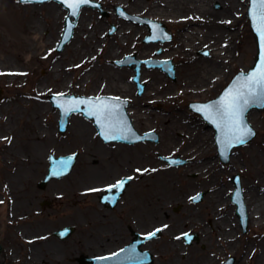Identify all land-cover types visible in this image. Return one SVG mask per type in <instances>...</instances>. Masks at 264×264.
<instances>
[{
  "label": "rangeland",
  "instance_id": "rangeland-1",
  "mask_svg": "<svg viewBox=\"0 0 264 264\" xmlns=\"http://www.w3.org/2000/svg\"><path fill=\"white\" fill-rule=\"evenodd\" d=\"M91 1L100 3L101 9H81L84 34L78 18L71 40L57 51L68 15L60 2L0 0V71H22L13 81L0 75V264H81L80 258L90 252L107 253L128 241V226L137 233L163 229L143 247L152 255L151 264H219L227 258H233V264H248L250 253L257 254L264 246V225L255 224L254 217L248 218L243 233L229 198L233 191L231 179L236 174L240 175L247 200L250 188L264 196V109H253L247 114L255 136L231 150L229 162L222 168L215 159L213 129L189 105L218 97L236 74L247 72L253 65L256 44L247 18L249 0H186L188 5L182 7H173L174 0H170V19L149 18L166 26L172 36L161 43L145 42L148 27L139 20L148 19L146 13H135L127 6L136 0ZM9 3L21 11L25 7L38 9L23 23L24 31L15 37L5 36L1 22L9 11ZM50 5L62 12L57 25L49 19L52 13L46 7ZM118 8L124 15L118 13ZM203 8L197 18L198 10ZM188 26L194 31L185 35L182 31ZM118 28L122 32H117ZM213 30L233 36L228 40L216 36L218 32L212 37ZM78 34L84 37L78 39ZM38 35L43 39L41 50L34 40ZM86 39L88 43L82 45ZM120 40L124 44L117 49L115 44ZM200 41L206 46L197 47ZM218 41L227 52L218 48ZM183 43L188 46L187 52ZM99 44L108 52L116 50L120 54H111L114 58L106 65V51L94 54ZM213 49L225 54L215 60ZM24 51L39 52L41 56L23 63ZM127 56L169 60L174 79L158 68L142 66L140 83L144 89L140 94L132 82L134 66L117 65ZM37 92L43 95L38 102L31 98ZM50 95L124 99L130 103L131 113L136 115V109L143 116L138 127L133 123L136 131H154L159 143L105 144L92 121L77 113L68 118L66 131L60 133V114L52 106ZM203 134L208 138L206 144ZM39 135L45 137L37 139ZM203 147L211 148L207 156L211 157L213 179L217 181L213 188L204 184L211 174L197 167L201 157L190 160L192 152ZM73 153L77 157L71 172L40 189L37 182L47 172L48 156ZM157 154L166 158L178 155L187 163L170 167L159 161ZM193 160L196 165L190 163ZM143 169L148 171L144 173ZM124 177H132L125 189L130 200L127 213L105 214L97 200L102 190H88L95 185H111ZM32 179L33 185L29 184ZM219 188L228 198L226 203L212 194ZM27 189L33 194L30 201ZM198 192L206 194L205 198L200 204H192L190 197ZM248 204L253 205L249 200ZM28 208L32 214H20ZM209 212L212 213L207 215ZM113 213L115 217L110 218ZM222 218L229 222L221 228L215 223ZM66 227L74 228L73 233L64 241L58 240L55 232ZM185 234L193 237L190 245L183 238Z\"/></svg>",
  "mask_w": 264,
  "mask_h": 264
},
{
  "label": "water",
  "instance_id": "water-1",
  "mask_svg": "<svg viewBox=\"0 0 264 264\" xmlns=\"http://www.w3.org/2000/svg\"><path fill=\"white\" fill-rule=\"evenodd\" d=\"M51 0H31L32 3H45ZM60 1L63 6L68 10V16L65 20V30L61 37V41L57 46V51H61L65 44L71 40L73 35V30L77 24L81 9L83 7H92L101 9L100 3L90 2L88 4L82 5L79 8V11L76 15L72 14V9L68 6L64 0ZM250 9V0L249 7L247 11V17L250 22V28L254 36L256 43L257 54L253 66L247 72H239L229 83V85L223 90L218 98L207 102V103H192L191 109L199 113L203 119L209 124L211 128L215 130L216 133V143L217 146L222 149L221 153L226 155L229 158V154L232 148L246 144L255 136V131L252 129L251 125L248 123L247 114L251 110H262L264 109V92L259 88H254L249 92V85L246 81V76L249 73L256 71L261 65V61L264 60V39H262L257 30V25L254 23V20L249 16ZM118 13L124 15L123 11L118 8ZM142 23L146 24L149 28V36L145 39V42H158L165 41L170 39V35L167 33L166 27L163 24L150 21L148 19L141 20ZM155 37V38H154ZM144 64L147 68L159 67L165 71L169 76L173 77V66L170 61H156V60H146L141 61L137 60L134 57L127 56L124 61L118 63V65H127L133 66L135 68V77L133 81L137 83L139 93L142 92L143 86L139 83V71L141 65ZM232 92L233 95L242 93L241 96V125L243 128L245 126L251 128L254 135L246 137V142L243 144L237 143L234 139L235 133L233 131V126L229 123L226 116H223L222 113L224 109L222 105H218L217 102L221 101V98L226 95V93ZM50 102L53 107L59 110L60 119H59V132L64 133L68 126V118L73 113H82L87 119L92 120L94 126L97 129L99 137L106 143L110 142H122L127 144H136L140 141H145L149 135L141 136L134 129L132 120L130 119L127 108L129 103L126 100L115 99L111 97H77L75 95L65 96V95H50ZM246 101V103L244 102ZM206 106V107H205ZM109 138H105V137ZM115 137V139L111 137ZM77 154L64 156V157H55L54 155L49 156V169L48 174L46 175L43 182L40 184V187L43 188L49 181L55 179H61L67 176L71 169L74 166ZM130 181V180H129ZM129 181L127 183H129ZM237 182V181H236ZM126 183V184H127ZM126 184L124 188L126 187ZM237 187L241 192L239 182ZM117 192L116 189L111 191L106 190V195L111 199L113 196L115 200L122 195L123 190ZM116 194V196H115ZM105 200V201H108ZM112 200V199H111ZM114 203V201H113ZM239 213L241 214V221L243 224L244 232L247 228V215L245 211V206L242 204L240 198L239 204ZM241 207V212H240ZM74 231V228L67 227L61 230H58L55 233L60 240L67 239ZM187 241L190 242L191 238H187ZM138 244L134 243L131 246V253L127 250H122L114 256H106L102 258H83L81 259V264H150L152 263L151 255L148 252L143 253L141 257L140 251L138 249ZM1 249V247H0ZM130 249V247H128ZM224 264H232V260Z\"/></svg>",
  "mask_w": 264,
  "mask_h": 264
},
{
  "label": "bare ground",
  "instance_id": "bare-ground-1",
  "mask_svg": "<svg viewBox=\"0 0 264 264\" xmlns=\"http://www.w3.org/2000/svg\"><path fill=\"white\" fill-rule=\"evenodd\" d=\"M111 2H125V0H110ZM170 0H144L143 2L141 0H136L135 2L133 3H127L128 7L134 11L135 13H143L145 12L146 13V17L149 19H156V20H162L164 18L167 19H170V16H168V12H171V6H170ZM177 1V2H176ZM186 3V5H188L187 1L186 0H174V6H178V7H182L184 4ZM10 6H9V11H7L5 13V17L1 20V22L3 23L4 26H2L3 28H5V36L6 37H15L13 35H17L18 32H23L24 31V24L25 23V20H27V18H30V17H33L37 14V10L35 7H25L23 9V11H21L20 9L18 8H14L11 3H9ZM194 6H198L196 5L195 3H193ZM48 11L50 13H52V15L50 16L49 15V19L52 20V22H56V25H57V20L59 19L60 15L62 14V12H59L57 10V8L53 5H50L48 7ZM200 8H202V6H200ZM176 10V9H175ZM204 10L201 9V10H198L199 12L197 13V18H198V14ZM80 20V18H79ZM79 23V29L82 30V34H84L83 31L85 28H84V24L81 23V20L78 21ZM176 24H182V22H177ZM184 24V22H183ZM54 25V26H56ZM52 26V28L54 27ZM194 26V25H193ZM191 29V30H189ZM121 30V28L117 30V32H119ZM194 29L191 27V26H188L187 29H184L182 32L183 34L186 35V33H190V32H193ZM219 32V33H218ZM60 33V32H59ZM215 33H218L219 35H216ZM55 34L57 35V38L59 37V34H58V31L55 27ZM212 35H216L218 37L220 36H225L227 37L228 40H230L232 38V34L230 33H226L225 31L221 30V31H211L210 33ZM78 36V39L79 38H83L84 36L83 35H80L79 37V34L76 35V37ZM212 36V37H214ZM8 39V38H6ZM199 39V38H198ZM197 39V40H198ZM213 39V38H212ZM9 40V39H8ZM34 40L37 42L38 46H39V50H41V47H43L42 45V37L40 35L34 37ZM83 40V39H82ZM56 42V41H55ZM86 43H88V39H86V42L82 45H85ZM205 42H198L197 44V47H204L206 46L204 44ZM124 43L120 40V41H117L116 42V47L117 49H120V46H122ZM218 44L219 46L221 45V47H218V48H222V43L218 41ZM21 45V48L23 49V46L22 44L20 43ZM217 46V45H215ZM214 46V47H215ZM187 45L183 43V48L185 50V52L188 51L187 49ZM210 48V47H209ZM208 48V49H209ZM103 50L106 51L104 48H102V45H98V48L95 49L94 51V54H104L103 53ZM76 50H74L75 52ZM225 52H227L226 48L224 49ZM25 53V57L23 58V63H28L29 61L32 60V58H34L35 56H41V54L38 52V53H34V52H29V51H24ZM213 57L214 59H220V55L219 54H225V53H217L216 50L213 49ZM107 56L104 58L105 60V64L106 65H109L110 61L114 58V55H111V54H120L119 51H111V52H108L106 51ZM104 64V65H105ZM20 74H22V71H19V70H16V69H12L11 71H7V70H1L0 71V75L2 76H8L11 81L15 80L18 76H20ZM31 98L38 102L40 101L42 98H43V95L41 93H33L31 95ZM197 101V100H195ZM131 110V109H130ZM130 110H128V114L130 116V118L133 120V123L134 125H136L137 127L139 126L138 124L143 120V116L142 114L140 113H137L136 109H135V113L136 115H134L133 113L130 112ZM42 112L43 113H46V110L44 107H42ZM136 117V121L137 123H135V120L134 118ZM45 136L43 135H39L37 136V139L39 138H44ZM203 139L205 141V144L208 142V138L205 134H203ZM188 152H191L190 150L187 151ZM197 152H200V149L196 150L194 153H197ZM192 156V155H190ZM195 159H196V156H195ZM105 184H101V185H95L93 187H91L92 189H100L102 187H104ZM243 198H244V203H245V206H246V210H247V215H248V218H255V224L257 225H260V224H263L264 225V196L262 195H259L253 188H250L247 192V195H248V200L249 201H252L253 205H249L248 204V200L246 199L245 197V192H243ZM258 197V199H256ZM220 200H223V198H219L217 197ZM224 202L222 203H226L227 200L224 198ZM221 208V207H220ZM215 211V210H214ZM216 213V212H215ZM227 217V216H225ZM230 219V218H229ZM236 221V220H235ZM228 221L227 218L225 219H221L220 222L218 223H215L216 225H219L220 227L221 226H224L223 224H226ZM221 224V225H220ZM222 228V227H221ZM150 231V230H148ZM148 231H145V232H141L142 234L148 232ZM229 237V234H226V238ZM117 248H115L114 250L110 251V252H107V253H99V252H90L88 254H86L87 257L89 258H97V257H104V256H107L108 254L114 252ZM253 256H254V259L255 261L253 260ZM248 264H264V246L263 248L260 249L259 253L255 254V253H250L249 257H248Z\"/></svg>",
  "mask_w": 264,
  "mask_h": 264
},
{
  "label": "snow or ice",
  "instance_id": "snow-or-ice-1",
  "mask_svg": "<svg viewBox=\"0 0 264 264\" xmlns=\"http://www.w3.org/2000/svg\"><path fill=\"white\" fill-rule=\"evenodd\" d=\"M22 3H30L31 0H20ZM65 3L72 9V14L76 15L79 11V8L82 5L88 4L90 0H64ZM249 16L254 20V23L257 25V30L262 39H264V0H250V9ZM155 38V37H154ZM246 81L249 85V92H251L254 88H259L262 92H264V60L261 61V65L259 68L253 73H249L246 76ZM242 93H238L233 95L232 92L226 93L224 97L221 98V101L217 102L218 105H222L224 112L223 116H226L229 123L233 126V131L235 133L234 139L237 143L243 144L246 142V137L254 135L251 128L245 126L243 128L241 125V96ZM246 103V101H244ZM206 107V106H205ZM106 139L109 137H105ZM115 139V137H111ZM140 172V169L136 170ZM144 171H147L145 169ZM132 177L122 178L116 181L113 185H108L105 190L111 191L112 189H116L117 192L122 190L125 184L131 180ZM90 192L100 191L99 189H89ZM198 197H190L192 202H195ZM108 199V197H105ZM113 201L115 197L111 198ZM2 203V202H0ZM167 227V225L163 226ZM162 228L155 229L153 232L147 234V238L154 237L158 232L162 231ZM187 235V234H185ZM179 239V237H177Z\"/></svg>",
  "mask_w": 264,
  "mask_h": 264
},
{
  "label": "flooded vegetation",
  "instance_id": "flooded-vegetation-1",
  "mask_svg": "<svg viewBox=\"0 0 264 264\" xmlns=\"http://www.w3.org/2000/svg\"><path fill=\"white\" fill-rule=\"evenodd\" d=\"M146 133H155L154 131L152 132V131H150V132H146ZM156 134V136L152 139V141H149L150 143H152V144H158L159 143V136H158V134L157 133H155ZM202 148V147H201ZM201 148H199L200 149V152H197V153H194L196 150H198V149H196L194 152H192V157L190 158V160H192V159H195V156H196V159L195 160H197L199 157H201V160L199 161V159H198V163H197V167H200V170H203V169H206V171L209 173V174H211V177L210 178H208V182H205L204 184H206L207 185V187L208 188H213L214 187V185L215 184H217V181H216V179H213V177L215 176V174L212 172L213 171V167H212V163H210V159H211V157H208L207 156V154H209V153H211V148H209V147H203V149H201ZM217 152V151H216ZM158 156V160L159 161H162V162H165L167 165H169L170 167H179V166H182V165H185L187 162L185 161V159H182V158H180L178 155L175 157V158H166V157H163V156H161L160 154H157ZM218 162H219V164H220V167H224L223 166V162H222V160H221V158L219 157V155L218 154H216V158H215ZM176 160H179L180 162H182V163H175V162H172V161H176ZM191 164H195L196 165V163L194 162V160L192 161V162H190ZM95 164H97V163H95ZM201 166H200V165ZM199 165V166H198ZM225 165V164H224ZM208 168V169H207ZM144 170V169H143ZM148 171V170H147ZM147 171H145L144 173H146ZM45 176V175H44ZM43 176V177H44ZM31 177H32V175H31ZM124 178H126V177H124ZM30 179V178H29ZM29 179H27V181L29 180ZM43 179V178H42ZM42 179L39 181V182H37V185H38V187H39V184L41 183V181H42ZM120 179H122V178H119L118 180H120ZM213 179V181L214 182H212L211 184H210V182H209V180H212ZM117 180V181H118ZM30 182L31 183H29V184H32L33 185V182H34V179H32V180H30ZM116 182H114V183H112V184H115ZM203 184V185H204ZM106 186V185H105ZM221 190H222V188H219V189H214V190H212V194L213 195H218L219 196V198H223V200H221V201H225L224 200V198L225 199H228L227 197H226V195H225V192L224 191H222L221 192ZM126 191V190H125ZM211 192V191H210ZM25 193L27 194L26 196L28 197L29 196V198H28V201H30V198L33 196V194H31V191L29 190V189H27L26 191H25ZM208 193V192H207ZM99 195H98V197H97V200H98V207L100 208V209H103V212L106 214V212H114V211H117V212H120V214H123V213H127V211H128V204L130 203V200H128V197L127 196H125V192H124V194H123V196L117 201V203L112 207L111 205H109L108 203L107 204H102L101 202H100V196L102 195V192L101 193H98ZM200 194V196H201V198L199 199V201H195V202H192L191 201V203L192 204H200V203H202L203 202V200H204V198H205V195L206 194H204V193H201V192H198V193H195L192 197H197V195H199ZM230 199V198H229ZM228 201V200H227ZM230 202H231V199H230ZM28 203H30V202H28ZM211 207V206H210ZM195 211H197V209H195ZM212 212H209V213H207V215L208 214H211ZM20 214H23V215H28V214H32V211L30 210V208H28L27 210H25V211H22ZM110 218L111 217H115V213H113V214H111L110 216H109ZM106 221V220H105ZM238 222H239V220H238ZM239 226L241 227V224H240V222H239ZM155 229H157V228H155ZM128 230H129V232H130V238H129V240L128 241H126V242H123L122 244H120L119 245V247H117V250H119L120 248H126V247H128V246H130L134 241H138V239H137V237H136V235L135 234H139V235H142V233L140 232H133V230L131 229V227L130 226H128ZM150 231H154V229H151ZM150 231H148V232H146V233H144V234H147V233H149ZM149 241H146L144 244H142L141 246H140V249L141 250H144L143 249V247L144 246H146V244L148 243Z\"/></svg>",
  "mask_w": 264,
  "mask_h": 264
}]
</instances>
